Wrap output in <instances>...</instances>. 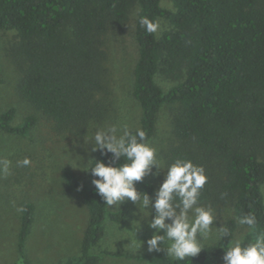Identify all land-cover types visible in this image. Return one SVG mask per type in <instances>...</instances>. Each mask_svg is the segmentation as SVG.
Returning <instances> with one entry per match:
<instances>
[{"label":"trees","instance_id":"obj_1","mask_svg":"<svg viewBox=\"0 0 264 264\" xmlns=\"http://www.w3.org/2000/svg\"><path fill=\"white\" fill-rule=\"evenodd\" d=\"M172 9L159 0H0V31H12L11 47L19 68L16 92L32 109L11 124L14 110L0 113V131L24 136L37 114L58 132L84 133L108 111L105 50L102 35L121 27L129 9L137 5L134 39L137 60L131 96L140 108L137 129L154 134L159 107L176 103L172 133L176 143L165 152L166 167L176 158L203 166L207 183L198 204L232 207L235 219L249 213L257 223L241 236L244 244L264 233V0H171ZM166 19L171 28L159 37L140 24L142 18ZM159 72L176 81L163 89ZM94 159L111 162V153L97 151ZM122 163V159L117 161ZM94 161L91 160L88 167ZM66 190H76L87 211V223L78 253L53 264H100L108 258L129 264H218L232 241L236 221L224 224L231 235L205 246L184 261L162 253L93 251L104 221H125L121 208L110 209L92 184L91 170L83 177L61 169ZM154 199V186L137 184ZM18 258L13 264H32L25 240L33 220V204L19 203Z\"/></svg>","mask_w":264,"mask_h":264},{"label":"rangeland","instance_id":"obj_2","mask_svg":"<svg viewBox=\"0 0 264 264\" xmlns=\"http://www.w3.org/2000/svg\"><path fill=\"white\" fill-rule=\"evenodd\" d=\"M159 3L162 7L173 8L171 0H159ZM137 10V5L132 6L123 26H110L102 35V46L105 50L103 65L106 68L105 96L108 106L102 121L91 123L82 134H74L56 131L50 120L37 114L36 123L24 136L0 131V264H13L18 258L17 209L22 200L33 204V220L25 240V254L32 264H53L68 255L78 253L79 241L87 223V211L81 194L76 190H66L61 169L68 167L79 177L86 174L83 168L89 165L90 158L97 151L92 152L91 142L86 143L85 139L96 128H106L112 124L127 125L128 129L138 126L140 108L130 93L133 67L138 56L134 39ZM155 22L159 24L158 31L154 32L156 37L171 28L170 23L162 17L156 18ZM15 40L12 31H0V113L12 108V125L18 124L24 115L33 112L16 92L20 72L11 53ZM155 81L163 89L176 82L159 72L155 75ZM176 109V103H166L159 107L155 131L148 140L156 148L157 160L164 168L165 152L176 143L172 133V117ZM25 158L30 160L27 166L19 163ZM5 162L7 171H4ZM153 171H156L155 168ZM165 172L166 169H163L158 175L148 174L144 180L150 181L155 190L162 183ZM136 188L143 192L138 185ZM261 191L264 202V183ZM109 208L125 210V221L117 223L106 219L102 235L93 251L105 249L167 255L165 250L148 251L147 240L154 230L143 220L137 227L136 220H140V211L133 202L125 200L119 206ZM214 209L217 220L213 223L216 227L224 225L228 218L235 219L229 205ZM235 221L233 240H240L247 227L239 224L237 219ZM213 231L215 232V228ZM212 242L214 240L210 237L205 246ZM100 264L129 263L108 258ZM218 264H223V258Z\"/></svg>","mask_w":264,"mask_h":264},{"label":"clouds","instance_id":"obj_3","mask_svg":"<svg viewBox=\"0 0 264 264\" xmlns=\"http://www.w3.org/2000/svg\"><path fill=\"white\" fill-rule=\"evenodd\" d=\"M140 24L149 34L159 29L158 22L146 17L140 20ZM89 141L92 152L111 153V162L106 164L90 158L94 164L83 169L91 170L94 177L92 184L105 205L119 206L125 200H130L137 206L140 211L137 227L143 220L154 230L147 240L149 252L165 250L167 256L184 261L204 249L210 237L215 242L231 235L227 226H214L217 215L211 205L198 204L201 190L208 179L203 166L194 164L190 159L176 158L166 168L162 167L157 160L156 148L148 141L146 133L137 129L132 134L127 125L112 124L106 128H96L85 139L86 143ZM121 159L122 163H117ZM19 163L27 166L30 160L25 158ZM154 168L156 171H153ZM163 169H166L164 179L155 189L154 199L137 190V182L148 174L158 175ZM4 171H7V162ZM17 210L24 211L22 207ZM238 223L252 229L257 219L255 214L249 213L238 218ZM223 264H264V233L248 244L241 240L228 241V246L224 248Z\"/></svg>","mask_w":264,"mask_h":264}]
</instances>
